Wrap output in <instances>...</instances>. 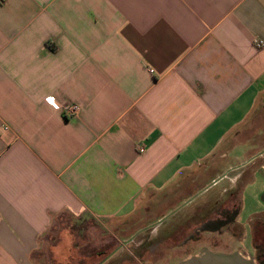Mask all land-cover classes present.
<instances>
[{"label": "crops", "instance_id": "crops-1", "mask_svg": "<svg viewBox=\"0 0 264 264\" xmlns=\"http://www.w3.org/2000/svg\"><path fill=\"white\" fill-rule=\"evenodd\" d=\"M263 94L264 0H0V264H33L61 214L159 220L239 189L250 224L264 149L236 136ZM249 229L173 264H257Z\"/></svg>", "mask_w": 264, "mask_h": 264}, {"label": "rangeland", "instance_id": "rangeland-1", "mask_svg": "<svg viewBox=\"0 0 264 264\" xmlns=\"http://www.w3.org/2000/svg\"><path fill=\"white\" fill-rule=\"evenodd\" d=\"M236 137L253 145V154L264 149V94ZM239 193V189L228 193L219 203L183 206L159 220L140 211L125 220L101 222L61 214L42 237L33 264H173L201 246L236 248L247 226L257 264H264V214L250 224H244L249 211L237 219ZM242 246L249 252V244Z\"/></svg>", "mask_w": 264, "mask_h": 264}, {"label": "built area", "instance_id": "built-area-1", "mask_svg": "<svg viewBox=\"0 0 264 264\" xmlns=\"http://www.w3.org/2000/svg\"><path fill=\"white\" fill-rule=\"evenodd\" d=\"M258 47H261L262 43L260 41H258L257 43ZM47 103L49 104H54V99L52 97H47L46 98ZM79 112V106L76 104H67L62 108V113L65 117H73L75 115H77ZM4 129H6L4 127ZM143 149L139 148V152H142Z\"/></svg>", "mask_w": 264, "mask_h": 264}, {"label": "trees", "instance_id": "trees-1", "mask_svg": "<svg viewBox=\"0 0 264 264\" xmlns=\"http://www.w3.org/2000/svg\"><path fill=\"white\" fill-rule=\"evenodd\" d=\"M238 213V211L236 212V214ZM233 221V217H231L230 221L229 222H232Z\"/></svg>", "mask_w": 264, "mask_h": 264}]
</instances>
